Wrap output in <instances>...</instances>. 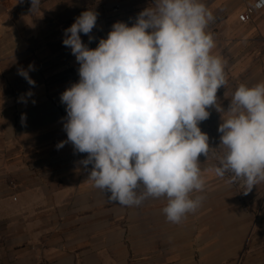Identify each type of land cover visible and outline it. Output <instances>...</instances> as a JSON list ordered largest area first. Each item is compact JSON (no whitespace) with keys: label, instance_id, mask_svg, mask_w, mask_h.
I'll list each match as a JSON object with an SVG mask.
<instances>
[{"label":"crops","instance_id":"crops-1","mask_svg":"<svg viewBox=\"0 0 264 264\" xmlns=\"http://www.w3.org/2000/svg\"><path fill=\"white\" fill-rule=\"evenodd\" d=\"M54 1L31 11V0H0V264H264V182L245 194L231 173L212 170L224 155L218 126L226 113L209 108L199 124L217 149L199 157L206 184L192 195L202 203L179 224L166 220L164 197L131 207L109 201L87 179L92 165L79 163L87 154L70 143L57 149L67 140L60 96L79 81V64L52 18L60 15ZM199 2L214 17L212 52L226 61L217 98L227 111L241 83L264 82V7L243 23L257 0ZM30 64L34 87L18 75Z\"/></svg>","mask_w":264,"mask_h":264},{"label":"clouds","instance_id":"clouds-1","mask_svg":"<svg viewBox=\"0 0 264 264\" xmlns=\"http://www.w3.org/2000/svg\"><path fill=\"white\" fill-rule=\"evenodd\" d=\"M41 0H31V11ZM256 8L264 7L257 0ZM98 13L82 12L64 30L63 45L79 64V81L60 96L67 116L63 130L77 153L88 180L122 206H139L149 198L167 199L166 220L179 224L201 206L206 180L199 157L217 148L200 122L209 108L226 113L218 126L224 155L212 169L217 177L231 173V182L245 194L264 182V82L241 83L225 111L217 92L227 87L226 61L213 54L207 31L213 14L199 0H154L132 26L116 22L95 49L82 42L90 35ZM34 70L18 69L29 85ZM31 97L29 91L25 94ZM25 102V97H20ZM35 103V101H33ZM22 122L25 116L21 117Z\"/></svg>","mask_w":264,"mask_h":264},{"label":"rangeland","instance_id":"rangeland-1","mask_svg":"<svg viewBox=\"0 0 264 264\" xmlns=\"http://www.w3.org/2000/svg\"><path fill=\"white\" fill-rule=\"evenodd\" d=\"M153 3L154 0H57L52 8L55 14L58 12L60 15L57 19L52 18L61 21L57 28L64 31L82 12L90 9L98 13L96 27L90 34L94 37L92 42L89 43L88 36L80 33L82 42L88 43V47L91 48L94 42L105 38L114 23L124 22L132 26L136 16Z\"/></svg>","mask_w":264,"mask_h":264},{"label":"built area","instance_id":"built-area-1","mask_svg":"<svg viewBox=\"0 0 264 264\" xmlns=\"http://www.w3.org/2000/svg\"><path fill=\"white\" fill-rule=\"evenodd\" d=\"M254 5H255V4H254ZM254 5H253L252 7L247 8V9H246V10H245V11L239 16V20H240L241 22H243V23H247V22L251 21L252 16H253L255 10H258V9H262V8H263V7H261V8H256ZM23 10H24V11H29L30 8H29L28 6H26V7L23 8ZM234 183H235L239 188H242V187L240 186L239 183H237V182H234Z\"/></svg>","mask_w":264,"mask_h":264}]
</instances>
